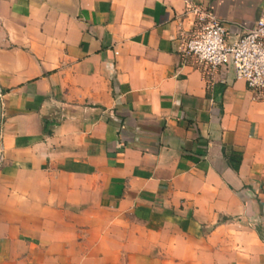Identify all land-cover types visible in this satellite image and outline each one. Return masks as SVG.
<instances>
[{
	"label": "crops",
	"instance_id": "obj_1",
	"mask_svg": "<svg viewBox=\"0 0 264 264\" xmlns=\"http://www.w3.org/2000/svg\"><path fill=\"white\" fill-rule=\"evenodd\" d=\"M190 3L230 38L264 13ZM194 19L0 0V264H264V100L180 56Z\"/></svg>",
	"mask_w": 264,
	"mask_h": 264
},
{
	"label": "built area",
	"instance_id": "obj_2",
	"mask_svg": "<svg viewBox=\"0 0 264 264\" xmlns=\"http://www.w3.org/2000/svg\"><path fill=\"white\" fill-rule=\"evenodd\" d=\"M184 0L195 14L196 33L184 37L178 48L180 56L200 65L204 73L226 81L227 73L242 79L258 99L264 100V13L255 25L230 38L226 25L208 10ZM0 90V120L2 117Z\"/></svg>",
	"mask_w": 264,
	"mask_h": 264
},
{
	"label": "rangeland",
	"instance_id": "obj_3",
	"mask_svg": "<svg viewBox=\"0 0 264 264\" xmlns=\"http://www.w3.org/2000/svg\"><path fill=\"white\" fill-rule=\"evenodd\" d=\"M256 227H257V224L255 225ZM257 230H258V232L260 233V237L263 239V241H264V235L262 234V228H258L257 227Z\"/></svg>",
	"mask_w": 264,
	"mask_h": 264
}]
</instances>
